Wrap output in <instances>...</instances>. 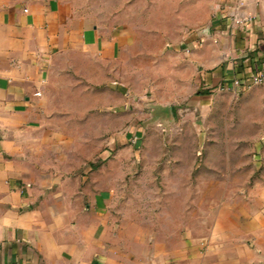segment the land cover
<instances>
[{
	"label": "rangeland",
	"instance_id": "obj_1",
	"mask_svg": "<svg viewBox=\"0 0 264 264\" xmlns=\"http://www.w3.org/2000/svg\"><path fill=\"white\" fill-rule=\"evenodd\" d=\"M73 1L123 37L112 77L69 68L53 99L64 186L108 201L117 264H264V84L205 86L185 1Z\"/></svg>",
	"mask_w": 264,
	"mask_h": 264
},
{
	"label": "crops",
	"instance_id": "obj_2",
	"mask_svg": "<svg viewBox=\"0 0 264 264\" xmlns=\"http://www.w3.org/2000/svg\"><path fill=\"white\" fill-rule=\"evenodd\" d=\"M170 1L171 17L185 1L198 18L186 40L205 86L245 90L264 74V0ZM122 41L73 0H0V264H117L108 201L64 186L66 107L53 99L69 68L112 77Z\"/></svg>",
	"mask_w": 264,
	"mask_h": 264
},
{
	"label": "built area",
	"instance_id": "obj_3",
	"mask_svg": "<svg viewBox=\"0 0 264 264\" xmlns=\"http://www.w3.org/2000/svg\"><path fill=\"white\" fill-rule=\"evenodd\" d=\"M244 22V19H236L235 23L236 24H242ZM187 53H190V49L186 50ZM254 84L255 85H260L264 84V74L258 75L257 77L254 78ZM247 86L246 82L243 80H234L229 84H225L222 86L225 89H233V88H245Z\"/></svg>",
	"mask_w": 264,
	"mask_h": 264
},
{
	"label": "trees",
	"instance_id": "obj_4",
	"mask_svg": "<svg viewBox=\"0 0 264 264\" xmlns=\"http://www.w3.org/2000/svg\"><path fill=\"white\" fill-rule=\"evenodd\" d=\"M201 94H207V92H201Z\"/></svg>",
	"mask_w": 264,
	"mask_h": 264
}]
</instances>
